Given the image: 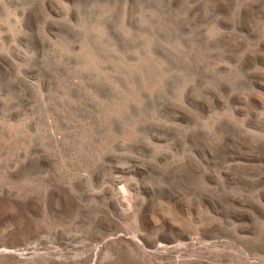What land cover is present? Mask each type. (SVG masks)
I'll return each mask as SVG.
<instances>
[{"label":"rangeland","instance_id":"rangeland-1","mask_svg":"<svg viewBox=\"0 0 264 264\" xmlns=\"http://www.w3.org/2000/svg\"><path fill=\"white\" fill-rule=\"evenodd\" d=\"M0 264H264V0H0Z\"/></svg>","mask_w":264,"mask_h":264}]
</instances>
